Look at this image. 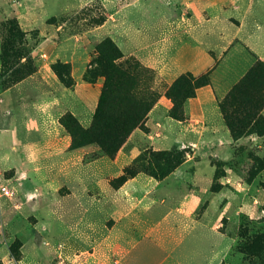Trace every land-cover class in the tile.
<instances>
[{
    "label": "rangeland",
    "instance_id": "rangeland-1",
    "mask_svg": "<svg viewBox=\"0 0 264 264\" xmlns=\"http://www.w3.org/2000/svg\"><path fill=\"white\" fill-rule=\"evenodd\" d=\"M162 1L0 0V95L35 73L49 90L38 104L27 96L19 101L18 95L7 101L10 106L0 102L1 152L12 156V163L36 159L41 166L29 168L25 175L17 168L5 170L7 166L0 165L5 170L0 171V184L15 192L13 198L0 197V240L4 238L13 250L11 260L21 259L25 245L30 259L40 264H264V135L260 130H250L253 120L242 114L232 131L219 107V101L242 75L255 62H264L241 39H235L224 56L204 72L211 74L209 85L217 95L227 141L173 146L185 150L186 160H191L178 171L179 177L189 165L214 170L213 177L207 174L206 189L196 197L191 195L194 183L182 181L185 176L172 177L162 185L160 179L133 164L140 151L173 148L160 149L150 138L158 131L157 122L170 117L168 90L160 95L123 69L117 62L119 57L115 59L117 66L139 82L136 91L143 102L153 101L150 90L158 97L148 112L146 107L120 102L128 114L133 110L145 114L140 119L142 127L126 134L111 156L104 155L99 141L110 130L103 121L111 123L114 110H104V118L95 122L97 105L93 112L78 117L50 92H54L55 84L72 88L78 78L101 94L105 78L97 60L98 49L108 43L112 50L107 58L114 56L115 46L123 55L113 35L129 30L124 19L115 26V8L155 6ZM223 1L209 8L222 18L215 40H228L248 29L258 32L253 40L259 32L264 35V0L241 1L238 7L230 4L233 0ZM117 15L128 18V13ZM157 33L161 35L160 28L153 35ZM72 59L85 67L83 75L73 72ZM92 88L88 90L91 96ZM255 100L253 95L250 101L238 98L236 106L241 108ZM260 114L264 118V105ZM185 115L187 118L186 109ZM242 117L249 122L240 124ZM125 120L129 122L131 116ZM6 125L7 131L3 129ZM92 128L91 135L78 131ZM16 135L17 149H12ZM119 153L122 159L132 161L115 162ZM122 165L123 173H119ZM131 167L134 172L128 171ZM126 177L136 179L133 195L119 192ZM163 191L170 192V197ZM130 215L144 219L138 234L131 236L127 230L120 237L122 222H129L122 220ZM1 250L8 251L7 246ZM84 251L85 255L88 251L93 254L85 258Z\"/></svg>",
    "mask_w": 264,
    "mask_h": 264
},
{
    "label": "crops",
    "instance_id": "crops-1",
    "mask_svg": "<svg viewBox=\"0 0 264 264\" xmlns=\"http://www.w3.org/2000/svg\"><path fill=\"white\" fill-rule=\"evenodd\" d=\"M241 1L249 3L252 0H233L230 4L238 7L240 6L238 3ZM223 2V0H163L162 4L155 6L151 4L141 6L129 4L116 7L113 16L115 26L123 19L129 23V30L126 34L119 30L118 33L121 34L113 35L114 40H116L123 51V55L117 59V62L131 75L141 80L160 95H164L172 83L182 74L189 72L198 76L212 68L216 59L219 60L224 56L231 43L237 38L241 39L261 60H264V35L261 32H259L257 40L252 38L258 32L249 29L243 33L241 32V34L234 35L228 40H215L222 18L217 16V12L213 13L209 8L212 4L221 3L222 5ZM119 12L128 13V18L119 17L117 15ZM205 13H208V15H205ZM143 23H146V27ZM99 27L102 28L103 26ZM157 28L161 29L160 36H158L159 33L156 36L153 35ZM143 29H146L145 33ZM71 61L73 72H78L79 76L83 75L85 67H80V64L75 59ZM75 80L76 84L72 87L74 90L61 84H55L56 80H52L55 84V86L52 85L55 93L52 90L50 92L56 94V96H53L54 98L62 102L65 101L71 113L81 117L84 113L93 112L100 93L89 84L80 82L78 78H75ZM90 87L92 88V96L88 92V90H91ZM44 91H49L48 86L46 84L42 86L39 76L35 73L29 78L3 90L0 95V102H5L6 105L10 106L12 103H7V101H12L13 95L14 97L18 95L19 101L27 96L29 99H34V104H38ZM36 98L39 100L36 101ZM185 109L187 112L185 120L181 121L171 117L169 119L164 117L163 123L157 122L158 131L154 134L151 133L150 138L156 140V144L159 145L160 149H170L177 145H198L214 140L227 141L229 136L218 115L217 95L211 85L198 88L196 96L187 100ZM82 123L84 122L82 121ZM3 129L7 131L8 125ZM18 140L17 135L14 136L11 144L12 149H17L15 146H17ZM15 152H18V150ZM11 157L2 153L0 148V165L7 166L5 170L14 167L20 171L22 170L23 174L27 175V172L30 171L29 168L41 169L36 159H32V161L22 160L16 164L14 161L13 163L11 162ZM117 160L127 164L132 161L129 158L122 159L120 153L114 161L116 162ZM190 161V159L186 160L168 177L161 180L160 183L163 185L172 177L183 178L185 176L186 178L182 180L185 184L188 180L194 183L195 192H192L191 195L193 197H196L197 194L202 195L208 184L207 174L213 177L212 172L214 170L207 166L189 165L185 170L186 173L179 177L178 171ZM5 170L0 168V171ZM121 172L123 173V165L119 170V173ZM191 173L193 174L191 175ZM187 174L190 175L188 176ZM135 181L136 179L125 181L119 188V192L127 191L129 195H133L132 190H134ZM163 193L169 196L170 192L163 191ZM136 218L132 215L128 218H123L122 221L129 220V222H122L123 229L119 233L120 237L123 235L122 233L126 235L127 233L125 232L127 230H129L131 236L138 234L137 229L141 225L140 222L144 219H141V215ZM139 231H142V229ZM83 234L84 232H82ZM0 241L2 243L0 244V251H2L3 245H6L8 249V251H2L4 254L0 261L3 264H40L38 260L30 259L32 255L27 254L25 245L22 246L23 255L21 259L17 261L11 260L8 244L4 238ZM85 253L86 251L82 253L85 258L93 254L89 251L87 255ZM133 261L135 262V260Z\"/></svg>",
    "mask_w": 264,
    "mask_h": 264
},
{
    "label": "trees",
    "instance_id": "trees-1",
    "mask_svg": "<svg viewBox=\"0 0 264 264\" xmlns=\"http://www.w3.org/2000/svg\"><path fill=\"white\" fill-rule=\"evenodd\" d=\"M115 48L116 53L114 56L107 58L108 51L111 47L108 46V43L107 45H101L98 49L99 56L97 58L102 65V73L105 81L94 112L95 122L96 120L104 118V110H114L112 113L113 117L109 118L111 123L106 120L103 121V125L105 127L109 126L110 130L103 135L99 141L101 147L104 148V155L109 156L113 155L126 134L136 128L142 127L140 119H142L143 114H145L143 111L137 112L135 110L128 114L126 108L123 109L120 102L126 100L128 103L136 104L137 107L135 108L143 109L146 107V112H148V110L154 105V99L158 97L157 93L150 90L149 94L153 101L150 104L143 102L144 100L136 91L139 82L123 71L114 62L116 58L122 55L121 51L118 50L116 46ZM19 71L18 74L21 73ZM261 81L264 82V62L257 61L230 88L224 98L219 101V107L223 113L225 122L232 131L236 128V118L239 114H242L253 120V122H251L250 130H260V135H264V118L260 114V110L264 105V88ZM123 83H125V86ZM209 84H211L210 72L198 76L183 74L178 77L166 92V96L171 98L172 101V106L168 111L169 116L175 120H185V104L187 100L196 96L198 88ZM251 95L256 98L255 102L243 103L244 105L241 108L236 106L238 98L250 101ZM127 116H131L129 122L125 120ZM245 122L249 121L247 118L242 117L240 124L245 125ZM93 129L94 128L91 130L79 129L78 131L82 135H91L93 134ZM186 159V151L178 149L177 147H173L171 150L145 149L140 151L138 156L134 158L133 164H139V169H142L155 178L162 180L175 171V169L183 164ZM131 169L132 167L129 168L128 171ZM132 172H134V170ZM128 179H130V177L124 178L121 180L120 184L125 183ZM9 251L12 257L13 250L10 249ZM17 253H19V250ZM0 264L3 263L0 262Z\"/></svg>",
    "mask_w": 264,
    "mask_h": 264
},
{
    "label": "built area",
    "instance_id": "built-area-1",
    "mask_svg": "<svg viewBox=\"0 0 264 264\" xmlns=\"http://www.w3.org/2000/svg\"><path fill=\"white\" fill-rule=\"evenodd\" d=\"M14 195H15V192L11 188H9L8 186L4 184H0V197L13 198ZM16 206H18V203H16Z\"/></svg>",
    "mask_w": 264,
    "mask_h": 264
}]
</instances>
